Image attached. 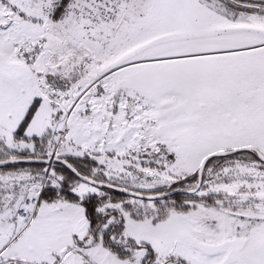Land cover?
<instances>
[{"label": "snow or ice", "instance_id": "1", "mask_svg": "<svg viewBox=\"0 0 264 264\" xmlns=\"http://www.w3.org/2000/svg\"><path fill=\"white\" fill-rule=\"evenodd\" d=\"M0 264H264V0H0Z\"/></svg>", "mask_w": 264, "mask_h": 264}]
</instances>
